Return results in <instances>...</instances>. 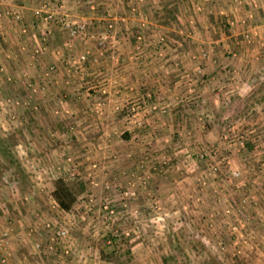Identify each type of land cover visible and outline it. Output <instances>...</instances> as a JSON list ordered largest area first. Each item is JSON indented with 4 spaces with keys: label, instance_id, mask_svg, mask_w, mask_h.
Listing matches in <instances>:
<instances>
[{
    "label": "crops",
    "instance_id": "crops-1",
    "mask_svg": "<svg viewBox=\"0 0 264 264\" xmlns=\"http://www.w3.org/2000/svg\"><path fill=\"white\" fill-rule=\"evenodd\" d=\"M119 3V0H0V11L14 10L20 12L22 16L18 22L6 17L0 18V91L2 94H6L9 85L15 87L19 92L22 89L28 90L29 93L33 91L31 103L33 106L38 105L41 110L51 109L57 112L66 108L69 111L71 109L75 116L72 119L68 118L65 125L72 124L76 128L73 135H58L61 141H65V144L68 145L65 148L66 152H63L66 153L64 158L57 159L55 150L50 157L53 164H62V170H59L58 174L72 176L65 181L75 195V202L69 212L61 209L58 211L59 208L51 209L49 200L47 201V198L44 197L37 202L34 200L28 202L32 209L28 210L30 214L27 213V215L15 202L14 204L10 203L9 207L7 201L10 202V198L4 180L7 171L0 163L2 176H0V227L7 226L5 224L9 220L15 221L14 224H19L18 228L16 224H13L14 230L9 241L11 253L7 264H62L50 257L52 253L49 251L37 252L38 256L43 255L44 259L42 260L40 258L36 261L35 257L29 256V248L33 253L36 252L33 249L34 242H42L46 240L47 236L44 230L38 226L30 234L21 223L25 221L26 227L33 228L37 213L41 215V220L58 218L67 227L72 226L80 231L78 233L82 235L80 238L82 241L76 240V242L84 245L83 242L87 239L85 235L90 237L94 232L93 229H99L102 225L98 221L101 216L96 207L93 210L97 215L94 219V222H98L97 225H92L88 217L83 219V216L80 215V212L84 211L80 201L87 196L93 197L94 195L97 203L108 199L117 210L116 221L125 215L132 217L142 210L144 215H148L144 216L145 225L150 219L149 214L152 206L159 203L160 206L168 207L173 195L176 197L175 203L179 206L177 209L182 214H186L188 212L183 206L190 205L189 214L196 219L206 216L209 218L208 220H211L212 213H218L219 205L216 200L222 194H224L222 198L225 200L229 199L234 202L235 198L239 202H244L246 210L250 212L255 210L252 208L253 204L257 205L258 209L254 212L264 219V193L260 190V185L264 183V173L258 171L257 163L250 165V161H246L244 164L242 159V157L245 159L246 154L252 150L251 144H248L247 149L243 150L239 160L237 157L233 158L229 166L232 169H240L255 183L254 186L249 182L248 197L242 198L243 191L233 188V186H238V183L234 182L233 185L229 181L222 180L221 177L213 178V174H209L208 186L213 187L215 196L212 195V192L205 194L204 198L198 196L199 194L197 196L191 194L193 187L200 186L199 181L202 178L200 167L193 161L196 158L194 149L198 148L200 143L208 142L213 145L220 143L217 126L220 129L224 128L228 122H225L227 116L220 117L215 112L221 109L225 98L228 99L235 93L243 92L244 89H240V87L224 89V86L230 83L231 75L235 73L234 69L241 61L246 62L245 59L248 58V53L241 57L238 55L224 57L222 55V47H234L230 36L236 35L237 29L228 28L230 36L228 32L226 33L225 25L219 22V17L214 10L215 4L212 7L213 11H209L207 7L197 10V0H149L150 6L151 3H155L151 8L157 9L154 13L158 15V30H167L172 33L171 45L175 46L182 40L184 47L186 49L189 47V50H197L201 45H210L213 48L211 54L209 53L204 59L199 56L195 61L191 59V54L187 51L180 50L179 62L189 72L191 78V82L186 84L182 82L183 78L179 76V73L177 74L176 67L174 68L175 64L172 65L174 61L172 53L161 57V68L157 70L156 75L152 74V71L155 68L153 66L156 65L154 63L158 61H154L151 54L140 59L143 64L142 71L134 69L131 64L134 63L133 59H136L135 52L130 40L126 37L127 32L124 30L129 24L125 13L127 10ZM150 6H147V10H150ZM36 10L42 12L40 17L34 16ZM170 10L171 13L173 12V18L171 21L166 19L164 21V16L170 14ZM238 16L235 8L227 9L224 22L235 21ZM57 17H63L74 23L86 22L92 31L91 39L72 37L54 20ZM111 19L116 24L115 29L118 26L119 28L111 36L109 35L107 40L100 42H104L106 48L98 51L95 47L97 43L92 39L98 38L100 30L104 27V22ZM188 20L195 22L194 27L187 23ZM263 21L264 19L257 17V25L253 28L261 40L260 43L264 42ZM23 29L27 30L25 36L21 34ZM86 51L90 52V57L83 70H74L71 66L72 59ZM10 63L12 65L15 63L14 65L18 66L15 68L16 70L9 67ZM49 66H53L54 70L50 75H46L45 70ZM12 80L16 82V86H12ZM24 84L27 86L18 88L20 87L18 85ZM147 93H153V96L157 95L161 100L155 102L153 99V101L145 102L143 96ZM228 94L229 96H227ZM201 98L206 100L203 105L200 103L203 101ZM96 100L97 102L94 104ZM99 100L103 104V107L100 106L101 110L99 109L101 115L94 117L91 111L95 105H100L98 104ZM153 103L158 107L161 106L160 108L165 107L166 113L161 115L155 111ZM116 108L123 110L120 115L116 113ZM133 108L141 111L136 114L140 116L139 118H135L136 115H130L129 112ZM200 114L209 118L206 121L204 117L207 122L206 127L199 120ZM136 122L143 123V129L131 130L136 126ZM243 123L250 125L249 121H243ZM255 123L257 125L259 122ZM236 127L232 126L231 130L237 132L239 129ZM241 127L243 128V125ZM184 128L190 129L192 134L188 133V136L179 134L181 139L175 134H171L174 129L179 133V130ZM258 128H261L260 131H264V122ZM121 129L125 130L120 132ZM185 131L182 132L185 133ZM121 134H124L122 138ZM1 137L0 141L2 142ZM171 140L189 141L193 147L174 152L171 150ZM155 143L160 145H158L159 152L153 150V154L147 155L158 160L164 155L173 159L179 153L178 157L183 162L177 171L169 172L166 177L155 172H147V170L141 171L140 173L146 177H143L145 180L140 181L136 177L138 172L129 165L130 161H133L136 154L146 146H152ZM180 153L182 154L180 155ZM186 153H189L188 157H186ZM259 158V160H264V152L259 155ZM93 162H96V168L91 166ZM58 169H60L59 166ZM93 180L98 186H102L103 181H107L112 191L105 193L99 188L93 191ZM12 186H16V184H12ZM214 186H226L228 190L220 191ZM130 187H139L140 192L135 193V196L130 199L132 212L127 214L120 205L121 192L126 191V188L130 189ZM51 188L53 189V187H49V189ZM82 189L83 191L80 192ZM173 189H175V193L171 194L170 191ZM91 190L92 193L88 194L87 192ZM92 213L91 211L90 214ZM17 216L18 219H16ZM92 216L94 217V214ZM182 217L184 219V216ZM112 225L114 226V223ZM112 225L109 226V229L120 227L119 222L115 227ZM198 226L199 224H195L194 229L197 230ZM91 228L90 235L87 230ZM105 228H100V231H104ZM262 230L259 237L264 241V228ZM105 233L102 232L101 236L105 237ZM39 234H43L42 239ZM88 244L90 245L88 251H91L94 257L97 249L92 248L89 242ZM141 246L140 243H136L131 247V250L136 252L137 256L136 258L134 256V259L144 264L143 261H147L145 260L147 259L146 250ZM25 252L27 256L24 255ZM2 254L3 252L0 251V256ZM93 260L90 259L89 264H96V262L92 263Z\"/></svg>",
    "mask_w": 264,
    "mask_h": 264
},
{
    "label": "rangeland",
    "instance_id": "rangeland-1",
    "mask_svg": "<svg viewBox=\"0 0 264 264\" xmlns=\"http://www.w3.org/2000/svg\"><path fill=\"white\" fill-rule=\"evenodd\" d=\"M119 2V4L125 6L127 10L125 13L129 24H127L124 30L127 32L126 37L130 40L132 49L135 52L136 59H133L134 63L131 64L134 66V69L142 71L143 64L140 59L145 55L147 56L151 54V58L154 61H158L154 63V65H156L153 66L155 68L152 71V74L156 75L157 70L161 68V57L163 58L165 54L172 53V55H174L172 65L175 64L174 68L176 67L177 74L179 73V76L183 78L182 82L186 84L190 83L191 78L189 72L179 62V55H181L179 53L180 50L187 51L191 54V59L195 61L199 56L204 59L209 53L211 54L213 51L212 46L201 45V47H198L197 50L193 51L191 49L189 50V47L186 49L183 42H181L182 40L173 46L170 43L173 38L172 33L167 30H158V15L154 13L157 9L155 8L154 10L151 8L155 3H151L150 6L149 0H119ZM214 4L216 6L214 10L219 17V22L225 25L224 30H226V33L228 32V28L237 29L236 35L230 36L229 34L231 33L228 32L230 40L234 42V47H222V55H224V57H233L237 55L241 57V55L244 56L245 53H248V58L245 59L246 62L241 61V63L238 64V67L234 69L235 73L231 75L229 81L231 84L229 83L230 85L228 84L224 86V89H237L238 87H240V89L244 88L243 92L235 93L228 99L225 98L222 107H220L221 109L218 111L216 110L215 112V114L220 115V117L227 116L225 122H228L224 128L220 129V127L217 126V130L220 134V143L214 145L209 144L208 142L200 143L198 148L194 149L196 152L194 153V157L196 158L193 161H195L200 167L202 178H200L199 181L200 186L193 187L191 194H194L195 196L199 194L198 196H203V198L205 194L209 192H212V195L215 194L213 193V187L208 186L209 174H213V178L218 176L221 177L222 180L224 179L227 182H231L233 185L234 182L238 183V186H233V188L235 190H242V193L245 194L242 195V198H244V196L248 197L247 189H249V182L254 186L255 183L251 181L250 176H245L246 174L240 169H232L229 166L231 165V160L236 157L239 160L243 150L247 149L248 144H251L253 146L251 148L252 150L246 154L245 159L242 157L244 164H246V161H250V165H255V163H257L258 171L264 173V160H259V155L264 152V131H260L261 128H258V126L264 122V42L260 43L261 40L257 37L256 32L253 31L254 26L259 22H256V18L264 19V0H197L196 9L202 10L207 7L209 11H213L212 7ZM147 6H150V10H147ZM231 8H235L237 10V15L239 14V16L235 21L231 20L230 23H225L224 19H226V10H231ZM9 13L10 15L8 14L4 17L16 22L21 20V18L20 20H16L11 16V14L15 13L14 10H9ZM18 13L20 14V12ZM169 13L170 14L164 16V21L165 19L171 21V18H173V12L171 13L170 10ZM54 20L61 28V23L63 21H68L63 17H57ZM192 20H188L187 23L194 27L195 22ZM71 23L84 26L82 33L73 35L67 31L72 37L91 39L92 31L86 22ZM262 24H264V21ZM103 25L104 27L100 30L98 38L92 39L97 43L95 47L98 51L102 48H106L104 42H100L107 40L109 35L111 36V34L115 33L116 29L119 28L118 26L115 29L116 24L112 19L105 21ZM109 26H111V28ZM120 28H122V26H120ZM26 33L27 30L25 29L21 32L22 36H25ZM190 35H192L191 32ZM225 36H227V34ZM89 57L90 52L86 51L84 54H80L78 57L73 58L71 66L76 71L83 70ZM14 64L15 63L12 65L10 63L9 67L14 69L17 68L18 66H15ZM50 67L51 66L47 67L45 72H47ZM11 82L13 84L12 86L17 85L13 80ZM18 86H20L18 88H24L27 85L24 84ZM7 88L8 92L6 94H2L0 91V137L2 136V142L0 141V163L7 171L4 176L7 185V192L9 194L7 195L10 198V202L7 201V205L10 207V203L14 204L15 202L27 215V213L30 214L28 210L30 211L32 209L28 202H32L31 200L37 202L40 199L42 200V197L47 198V201L49 200L47 192L48 190L52 191L54 189H49V187L54 186L53 183L56 178L68 179V177H72L58 174L60 173L59 170H62V164L58 165L60 169H55L58 166H53L50 157L53 150H55V152H57V159L59 157L64 158L66 153L63 152H66L67 149L65 148L68 145L65 144V141L62 142L59 136L60 134L62 136L75 134L76 128L72 124L65 125L68 118L72 119L75 115L71 109L69 111L67 108L57 112L51 109L48 111L41 110L38 105L33 106L31 103V94H33V91L30 90L31 92L29 93L28 90L26 91L25 89H22L19 92L15 87L13 88L10 85ZM147 94L143 96V101L145 102L149 100L153 101V99L155 102L161 100L159 96H153V93ZM227 96H229V94ZM201 100L203 99L201 98ZM203 101L200 102L201 105H203L206 100ZM96 102L97 100L94 101V104ZM98 104L100 105H95L91 111V114L94 117L101 115L100 106L103 107V104L100 100L98 101ZM153 107L156 108L155 111H158L161 115L166 113L165 107L160 108L161 106L158 107L156 104ZM115 110L119 115L123 111L119 109L118 111L117 108ZM140 112V110L133 108L129 113L130 115H136ZM139 117V115H136L135 118ZM198 117L201 123L206 127V121H208L209 118L204 114H200ZM204 117L206 121L204 120ZM243 121H249L250 125H245ZM256 121L259 122L257 125H255ZM135 124L136 126L131 128V130L138 131L143 129V123L136 122ZM241 125H243V128ZM232 126H237L236 128L239 130L237 132L236 130L232 131ZM123 130L125 129H121L120 132H123ZM184 130H186L185 133H183ZM173 131L174 132L170 133L173 135L175 134L179 139H181L180 136H188V133L192 134L191 130L187 128L180 129L179 133L176 129ZM123 135L124 134H121L120 137L122 138ZM158 145L159 144L155 143L152 146H144L145 149L137 153L136 158H134L133 161H130L129 165L134 167L138 172L136 177L140 181L145 180L144 178L146 177H144L143 173H140L141 171L147 170V172H155L166 177L169 172L177 171L181 167L183 161H180L181 159L178 157L179 153L176 154V157H173V159H171L172 157L167 158L164 155L158 160L147 155L153 154V150L159 152ZM170 145L171 150L174 152L181 149L184 151L186 148L189 149L193 147V144L189 143V141L182 142L171 140ZM222 151H225L226 153L224 154ZM62 154L63 156H61ZM181 154L182 153H180V155ZM188 156L189 153H186V157ZM254 159H256V161H254ZM39 163L46 164L47 168L51 167L53 168V171H49V174L43 176L38 175V173H31L30 171L35 170L36 165ZM95 164L96 162H93L91 163V166L96 168L97 165L95 166ZM232 172H235L238 175L233 177L231 175ZM38 177L42 178L40 182L39 180H36ZM94 181L95 180H93V182ZM12 184H16V186H12ZM38 186L47 187H44V190L40 191L41 188ZM214 187L218 188L220 191H225L224 189L227 188L226 186ZM92 189L94 191L96 188ZM99 189H101V187H99ZM139 189V187H130V189L126 188V191L139 193ZM227 190L228 189H226V191ZM260 190L264 193V183L260 185ZM82 191L83 189L80 192ZM110 191H112L111 188L108 191L104 190L103 192L106 193ZM87 193H92V190ZM170 193H175V189L171 190ZM222 195L224 196V194ZM222 195L216 200V203L219 205L218 213L213 212L210 218L211 220H208L209 218L206 216L200 219L193 217L189 214V210H191L190 205L188 207H186V205L183 206L188 213L182 214L177 209L179 206L175 203L176 197L173 195L168 207L163 205L160 206L159 203L152 206L151 213L149 214L150 219H152L151 228H146L144 225H141V228L143 229L137 235L136 239H121L117 243L111 245L106 243V236H101V233L106 232L105 235H109L111 232H117L122 237L123 231L129 230L134 219L119 217V220L116 221V218L105 220L101 216L98 220L100 224L102 223L101 227H99V229H93L94 232L92 235L90 233L92 229H88L87 233H90L91 236L87 237L85 235L87 239L83 242L85 243V247L89 248V242L92 245V248L97 249L94 257L93 253L89 251V258L94 259L92 263L96 262L99 264H141L134 259V256L135 258L137 256L135 250H131V247L134 246V244L140 243L142 245L141 248H145L146 250L145 256L147 259L145 260L147 261H143L144 264H264V241L259 237V233L262 232V229L264 228V219L254 212L258 209L257 205L253 204L252 208L255 210L250 212L246 210L244 202H239L238 199L235 198L233 200L234 202H231L229 199H223ZM49 202L50 208L52 209L51 200H49ZM123 209L124 208L122 207V210ZM227 209L229 211L228 214L225 213V210ZM9 210L11 211L12 209ZM138 212L139 213H136V215L140 217V220H145L144 216H148L144 215L142 210ZM19 216L21 217V215ZM126 216L127 215H125V217ZM182 216H184V219ZM16 219H18V216ZM6 222L5 225L7 226L4 228L0 227V229L10 227L14 230L13 224L15 221L13 222L9 220ZM24 222L25 221L21 224L22 226L24 225L23 228L27 229L28 232L30 228L26 227ZM118 222L120 223V227L116 228L115 226ZM97 223L98 222H94L93 225H97ZM112 223H114V226ZM15 224L16 226L19 225L17 223ZM109 224L115 228L109 229ZM195 224H199L200 226H198L197 230L194 229ZM100 228L105 229L104 231H100ZM69 231L74 241H82L80 239L82 235L78 233L80 232L78 229L71 226ZM95 232L97 233L95 234ZM24 233H26V231ZM43 234H39L40 238ZM134 235L135 234H132L131 236ZM45 241L46 240L42 241V243H45ZM77 244L80 248H84L82 243ZM125 249H128L129 251L128 256L122 254ZM43 251L46 250L43 249L40 252ZM37 252L39 251H36L35 254L31 248H29L28 253L29 256L35 257L36 261L40 258L41 260L44 259L43 255L41 254V256H38ZM24 255L27 256V253L25 252ZM51 255L50 257H53L57 262L58 256ZM142 258L144 260V257ZM75 264H81V262H76Z\"/></svg>",
    "mask_w": 264,
    "mask_h": 264
},
{
    "label": "built area",
    "instance_id": "built-area-1",
    "mask_svg": "<svg viewBox=\"0 0 264 264\" xmlns=\"http://www.w3.org/2000/svg\"><path fill=\"white\" fill-rule=\"evenodd\" d=\"M8 14L10 15L9 11H0V18ZM34 14L36 17H40L42 15L39 10L35 11ZM11 16H13V18L16 20H20L21 18L20 14L17 11L11 14ZM61 25L64 30L70 32L73 35L77 33H82L84 30V26L74 25L69 21H63ZM109 27L111 28V26ZM53 70L54 69L51 66L49 70L46 72V75H50ZM53 166L54 167L56 166L55 163L53 164ZM55 169H58V167ZM49 171H53V168L51 167L47 168L46 164L39 163L38 165H36L35 170H32L30 172L33 174L38 173V175L43 176L45 174L46 175L49 174ZM231 175L234 177V176H237L238 174L235 172H232ZM41 179L42 178L40 177L36 178V180L37 181L39 180V182L41 181ZM92 184L94 185L92 187L94 188L101 187L103 191L104 190L108 191L111 188V186L107 182H104L102 186H98L96 182H92ZM38 187L41 188L40 191H43L44 187H47V186H38ZM52 193H53V190L52 191L48 190L47 197L52 202L51 207L58 209L59 207L56 204ZM121 194H122L121 206L124 208L125 212L129 214L130 212H132L131 211L132 208L130 206V201H131L130 199L135 196V193L134 191H123L121 192ZM80 204H81V208H84V211L80 212V215L83 216V219H87L88 217L90 220L89 222L92 225L94 224V219L97 216L95 215V211L93 210L95 207L97 208L99 215L102 216L105 220H108V219L112 220L118 217L116 208L111 204V202L108 199H104L101 202L97 203L94 197L87 196V198L85 199L83 198L80 201ZM58 211H60V209ZM91 211L93 212L92 214H90ZM225 213L226 214L229 213L228 209L225 210ZM93 214H94V217L92 216ZM40 216L41 215L39 213L36 214L35 226L33 228H30L28 231V233H33L36 228L40 227L46 233L47 238H46L45 243H42L41 241L34 242L33 248L36 251L40 252L41 250L44 249L52 253L54 256H58L57 263L75 264L76 262H81V264H89V260L91 259L89 258V251H88L89 248L85 246L83 249L80 248L77 242L74 241V239L71 237L69 227L64 225L61 222V220L58 218H47V219L41 220ZM126 217H131V216L127 215ZM139 218L140 217L136 214L132 215L131 219H134V220L129 230L123 231L122 237L117 232H111L109 235H106V243L108 245H111V244L117 243L121 239L134 240L137 238V235L143 229L141 228L142 227L141 225H144V227L146 226V228L152 227L151 226L152 219H149V221L146 222V225H145V220H140ZM12 233H13V230L10 227H7L5 229H0V251L3 252V254L0 256V264H7L8 262V257L11 253L9 241H10V237L12 236ZM131 233L135 235L131 236L132 235ZM96 264H99V263H96Z\"/></svg>",
    "mask_w": 264,
    "mask_h": 264
},
{
    "label": "trees",
    "instance_id": "trees-1",
    "mask_svg": "<svg viewBox=\"0 0 264 264\" xmlns=\"http://www.w3.org/2000/svg\"><path fill=\"white\" fill-rule=\"evenodd\" d=\"M65 178H56L53 183V198L58 205L59 209L69 212L72 209V206L75 202V195L66 185ZM106 239V238H105ZM124 255L128 256L129 251L125 249L123 251Z\"/></svg>",
    "mask_w": 264,
    "mask_h": 264
}]
</instances>
